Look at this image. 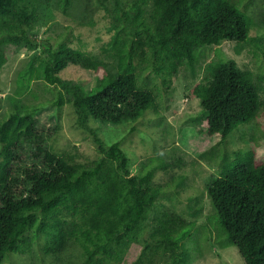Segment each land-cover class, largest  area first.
<instances>
[{
  "label": "trees",
  "instance_id": "trees-1",
  "mask_svg": "<svg viewBox=\"0 0 264 264\" xmlns=\"http://www.w3.org/2000/svg\"><path fill=\"white\" fill-rule=\"evenodd\" d=\"M126 1L108 5L99 0L111 18L112 34L101 53L93 54L65 41L38 42L33 22L39 1L0 0V67L22 47L39 43L42 56L30 58L18 72L16 92L20 95L37 78L56 89L52 99L37 104L13 97L0 118V264L8 253L28 251L42 235L59 249L79 244L88 264H137L127 261L137 255L134 248L163 187L153 181L152 167L132 173L120 142L105 143L90 118L134 122L157 109L160 90L154 79L165 84L180 66L192 67L198 46L251 39L253 19L243 9L245 0ZM54 2L66 9L70 0ZM69 66L94 70L96 84L86 90L63 76ZM64 92L77 124L98 143L100 155L88 163L51 150V131L37 123L45 104L65 102ZM190 94L200 99L207 133L221 137L254 119L260 106L254 73L232 57L209 60ZM25 145L34 148L32 160L24 156ZM207 193L214 210L207 218L216 223V241L236 245L246 264H264V159L254 150L226 158ZM164 221L168 264L186 261L184 239L193 223L167 213ZM177 225L181 230L174 234Z\"/></svg>",
  "mask_w": 264,
  "mask_h": 264
},
{
  "label": "rangeland",
  "instance_id": "rangeland-1",
  "mask_svg": "<svg viewBox=\"0 0 264 264\" xmlns=\"http://www.w3.org/2000/svg\"><path fill=\"white\" fill-rule=\"evenodd\" d=\"M37 1L33 34L38 42L42 39L53 43L65 41L93 54L101 53L102 44L109 40L112 31L109 30L111 18L99 0H70L66 9L56 6L54 0ZM112 1L102 0L107 4ZM244 8L253 19L251 39L241 44L224 39L219 44L198 46L197 60L192 67L180 66L165 84L154 79L153 85L160 90L157 109L147 110L134 122L112 124L89 120L105 143L120 142L129 155L132 173L152 167L153 181L163 187L145 223L146 231L134 248L137 255L129 257L127 262H170L171 253L165 249L162 238L164 213H167L193 223L184 239L189 257L179 264H246L236 245H221L216 241V223L207 218L214 212L207 184L219 174L226 158L254 150L256 157L264 159V0H245ZM38 56H42L39 43L35 48L22 47L0 67V118L10 108L13 97L37 104L56 95V89L42 78L34 79L20 95L16 92L18 72L30 58ZM218 57H232L239 67L250 69L259 86L260 106L256 117L238 125L226 137L207 133L200 99L190 94L193 84L203 79L205 64ZM62 75L86 90L97 81L94 70L77 66L67 67ZM63 94L65 102L60 107L50 102L42 107L37 113V123L46 132L51 131L47 139L51 150L66 155L71 161L88 163L100 155L98 143L87 129L77 124L70 95ZM33 150L32 145H25L23 153L27 160L33 159ZM180 230L181 226L177 225L174 234ZM1 264L88 263L79 244L68 243L59 249L48 244L42 235L28 251L6 254Z\"/></svg>",
  "mask_w": 264,
  "mask_h": 264
}]
</instances>
